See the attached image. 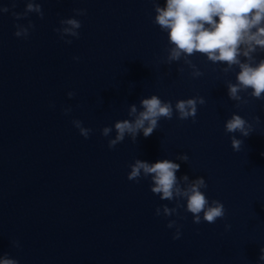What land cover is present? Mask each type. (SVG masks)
Returning <instances> with one entry per match:
<instances>
[{"label": "water", "instance_id": "obj_1", "mask_svg": "<svg viewBox=\"0 0 264 264\" xmlns=\"http://www.w3.org/2000/svg\"><path fill=\"white\" fill-rule=\"evenodd\" d=\"M38 2L43 19L17 21L12 11L23 13L24 0L15 8L0 0L11 10L0 14V256L18 264H264V100L241 93L248 103L237 107L229 99L226 86L239 69L225 74L227 65L201 54L189 58L198 78L183 59L167 64L171 45L153 22L152 0ZM76 9L87 14L75 16ZM68 18L81 22L79 39L55 31ZM30 21L28 38H17L15 25ZM152 95L173 106L197 96L205 104L195 123L174 115L150 137H126L110 149L115 122ZM233 114L253 125L249 137L225 132ZM73 120L92 129L88 139ZM104 127H113L108 138ZM232 135L244 141L239 152ZM181 154L187 163L176 159ZM136 159H169L180 164L177 177H203L202 191L224 204V219L195 224L184 209L157 216L158 207L176 204L151 192V178L128 180ZM170 220L182 226L179 240Z\"/></svg>", "mask_w": 264, "mask_h": 264}, {"label": "clouds", "instance_id": "obj_2", "mask_svg": "<svg viewBox=\"0 0 264 264\" xmlns=\"http://www.w3.org/2000/svg\"><path fill=\"white\" fill-rule=\"evenodd\" d=\"M15 8L16 0H12ZM26 8L23 13L12 11L13 17L19 21L27 19L29 14H36L40 19L44 18L41 3L38 0H24ZM154 4V23L161 31L167 33L169 44L166 63L171 65L183 59L184 64L192 69V77L198 78L203 73L196 67L190 57L201 54L207 57L213 64L227 65L222 71L227 74L235 68L239 69L236 75V83L228 82V97L237 102V107L247 104L241 93H249L256 100H264V59L257 61L258 53H264V0H166L161 6L158 0H152ZM8 7H0V14L8 13ZM75 16L87 14L85 9L74 10ZM81 22L75 18L60 20V27L55 29L61 39L73 37L79 39ZM14 35L17 38H28L30 29L35 25L27 26L17 23ZM71 44L72 40H65ZM77 61L79 57H74ZM183 72V68L178 69ZM249 90H251L249 92ZM75 96L69 92V99ZM202 97L178 100L173 106L171 101H162L159 96L142 98L139 104L129 106L130 119L117 121L114 124L115 138L108 140L110 149L122 143L126 137L136 143L140 133L145 138L150 137L160 126L162 119L172 120L174 115L181 121L195 118L198 114V105H204ZM71 108L64 110V115L71 113ZM256 122L260 118L256 117ZM72 124L80 132V135L88 139L92 129L85 128L80 120H73ZM113 127H104L102 135L105 138L111 136ZM225 132L228 134L239 133L242 137H249L253 132V125L238 114H233L225 123ZM243 140L235 135L231 136V147L239 152ZM177 160L187 163V154L176 157ZM129 181L139 182L140 179L151 178L150 190L160 197L162 201L175 202L176 206L168 207L167 204L156 209V215L164 217L179 216V210L184 209L194 217L193 223L207 222L215 224L218 219H224L225 206L219 200L207 198L205 191L208 185L203 177L190 179L188 175L177 177L180 164L169 159H163L155 163H149L136 159L130 166ZM186 201L185 204L182 203ZM202 214V215H201ZM167 227L175 228L174 240L181 238V227L175 220H170ZM226 225V228H230ZM17 247L19 244L16 243ZM259 261L264 262V247L260 249ZM0 264H18V261L7 255L0 256Z\"/></svg>", "mask_w": 264, "mask_h": 264}]
</instances>
